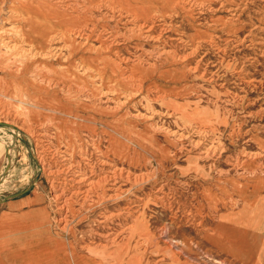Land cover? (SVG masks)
<instances>
[{
	"label": "rangeland",
	"instance_id": "rangeland-1",
	"mask_svg": "<svg viewBox=\"0 0 264 264\" xmlns=\"http://www.w3.org/2000/svg\"><path fill=\"white\" fill-rule=\"evenodd\" d=\"M29 17L117 38L47 51ZM0 123V175L15 140L0 198L34 177L16 209L48 215L17 264H264V0H0ZM78 155L143 178L111 206L73 196L59 210Z\"/></svg>",
	"mask_w": 264,
	"mask_h": 264
},
{
	"label": "bare ground",
	"instance_id": "bare-ground-1",
	"mask_svg": "<svg viewBox=\"0 0 264 264\" xmlns=\"http://www.w3.org/2000/svg\"><path fill=\"white\" fill-rule=\"evenodd\" d=\"M70 4H72V3H70ZM166 5L168 6V3H166ZM22 16H24V15H22ZM69 20L72 21V19L70 17H68L66 19V21H69ZM130 21H131V19H130ZM26 23H27L26 27L28 28V36L30 37V39L37 41L36 43L39 46H46V47L48 46L47 47V51H48V49L50 47H51V51L57 50V44L60 41L62 43H65L67 41L68 43L67 44L65 43L63 46H68L67 49H74L75 46H78V45H81V46H84V47H86V45L90 46L91 44H89V43L91 42V40L98 41V45H100V44L107 43V42H110V41L114 42V38L115 39L117 38V36L114 35L110 40H108L107 38H103L102 35L100 36V35L94 34L96 32L94 30V28L90 27V28L87 29L86 27H83L84 25H81V24H71V23H69V24H65L64 27L62 26L59 29H49V27L45 28V25H43L40 22L36 21V18H33V17L26 18ZM23 27H24V25H23ZM133 27H136L138 29V31L141 32V34L143 35L144 38L157 39V41H159L160 38H161V32L156 34L155 30H154L155 27H154V25L152 23H149L147 25L145 23L138 24V23L135 22L133 24ZM25 33H26V31H25ZM50 40H52L51 44H50ZM156 51L158 53H160V52L162 53L164 51L169 52L168 50L164 49L163 47L157 48ZM41 54L45 55V53H43V52ZM81 61H82V59H81ZM80 63L85 65L86 62L83 60ZM81 64H79V66H82L81 68L83 69V65H81ZM85 69H86V67H85ZM64 71H66V70H64ZM107 102H109V101H107ZM132 115L133 116L137 115V112L132 113ZM138 118H140V117H138ZM13 128H14V126H13ZM15 134H17V132H15ZM12 138H11V140L13 141L14 138L13 139ZM67 156L69 157V158H66V161L68 163H69L68 160L74 159V157H75L72 154H69L68 152H67ZM78 156L81 159V162L80 161H75V165L68 164V166L66 167V172H65V175H66L65 180L63 181V183H60V184H57V185L54 186L55 187L54 188V196H55V198L57 200V207H58L59 210H64V209L69 208V204L71 202L70 200H71V198L73 196H75V198H78V196H79V199L83 203L87 199H89L92 202V204L103 202V203H106L108 206H111L112 202H114V201L116 202L121 196H123L126 192H129L131 190V188L128 187L129 184H131V185L135 184L139 180L141 181V179L143 178L142 174L134 173L132 171H129V170L125 169L124 167H118L116 165H111V163H108V161L106 159L100 157L99 155H97V157L95 159L98 162L99 166L103 165L105 167H103V166L99 167V171H100L99 173L89 172V170L82 169L80 167V163H82L84 160H86L87 156H84V157L81 156V155H78ZM41 168H42V166H41ZM46 170H47L48 173H55V172L59 171V169L56 166H51V165L48 168H46ZM91 171H93V169ZM4 177H5V174H2L0 176V180L4 179ZM132 188H134V187H132ZM92 193L96 194L97 200L95 198L94 199L92 198V196L90 195ZM121 209H123V208L121 207ZM120 213L121 212H119L117 214H120ZM59 221L62 222L63 225H65L64 223L66 221V214H63V216L59 217ZM133 227L134 226H132L131 230L133 229ZM134 230H135V227L133 229V232H134ZM224 232H225L224 236H228L227 231H224ZM222 234H223V232H222ZM240 235H241V233H240ZM56 239H57V237H56ZM61 242H63V241H61ZM71 242H72V240H71ZM55 246H58V245H55ZM40 248H41V246H40ZM71 248H73V247H71ZM51 250L52 249H50V251ZM63 252H65V251H63ZM62 259H64V258H62ZM67 261H69V260L67 259ZM81 263L82 262H80V264Z\"/></svg>",
	"mask_w": 264,
	"mask_h": 264
},
{
	"label": "crops",
	"instance_id": "crops-1",
	"mask_svg": "<svg viewBox=\"0 0 264 264\" xmlns=\"http://www.w3.org/2000/svg\"><path fill=\"white\" fill-rule=\"evenodd\" d=\"M29 182L27 186L29 185ZM33 184L31 187H33ZM24 193L18 196H5L4 198H0V206L2 207L0 209V244L3 245L0 246V264H17V261H15L16 258H12V256L14 257L13 252L16 250V243L18 240L19 242H25L29 230L48 225V215L45 212L44 207L41 209H35L31 212L35 213V215H43V213H46L44 217L40 215L42 218L39 219L28 216L27 213H23V211L26 212L25 208L22 209L23 211L18 212L16 207L24 205L29 197L28 194ZM35 196L37 197V194H34V197ZM45 231L47 232V230ZM12 236L13 239L14 237L16 238L13 242H11ZM18 236L20 237L17 238ZM28 239V242L30 243V238Z\"/></svg>",
	"mask_w": 264,
	"mask_h": 264
},
{
	"label": "water",
	"instance_id": "water-1",
	"mask_svg": "<svg viewBox=\"0 0 264 264\" xmlns=\"http://www.w3.org/2000/svg\"><path fill=\"white\" fill-rule=\"evenodd\" d=\"M0 125H5V124L0 123ZM6 126H9V125H6ZM18 136H20L21 138H23L21 134H19ZM23 139H24V138H23ZM14 141H15V140H13V141L11 142V145L7 148V153H6V159H7V161H6V165H5L4 170L2 171L1 175H2V174H7L8 170H9V168H10L9 151H10V147H12V145H14V143H15ZM1 175H0V176H1ZM33 179H34V177L31 178V180H30V182H29V185L27 186L26 189H24V190H22V191H20V192H18V193L12 194V195H10V196H18V195H20V194H22V193L28 191V190L31 188L32 184L34 183ZM1 183H2V182H1V180H0V185H1Z\"/></svg>",
	"mask_w": 264,
	"mask_h": 264
}]
</instances>
